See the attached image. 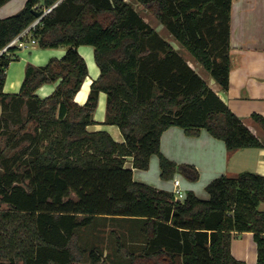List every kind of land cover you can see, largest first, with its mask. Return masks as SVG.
Here are the masks:
<instances>
[{"label":"trees","instance_id":"trees-1","mask_svg":"<svg viewBox=\"0 0 264 264\" xmlns=\"http://www.w3.org/2000/svg\"><path fill=\"white\" fill-rule=\"evenodd\" d=\"M10 1L0 0V8ZM232 5L233 0H28L18 13L0 19V52L37 20L35 12L43 17L33 33L39 47L66 50L47 66L27 65L18 94L3 92L18 47L0 55V264H109L100 247L80 245V232L99 218L141 224L144 247H133L135 252L117 240L116 253L130 264H246L231 253L233 238L243 233L253 234L257 264H264V176H221L207 185L209 200L187 191L176 201L171 192L135 182L125 167L131 157L135 169L146 171L157 156L163 180L179 171L197 181L195 167L161 151V137L171 127L190 138L205 129L231 153L264 148V140L181 54L227 92ZM82 46L94 48L101 73L83 106L74 101L89 74ZM59 79L51 96L35 95ZM102 92L108 97L106 124L120 129L122 144L87 130ZM251 119L264 132V117ZM5 136V146L20 148L18 154L4 150Z\"/></svg>","mask_w":264,"mask_h":264},{"label":"crops","instance_id":"crops-1","mask_svg":"<svg viewBox=\"0 0 264 264\" xmlns=\"http://www.w3.org/2000/svg\"><path fill=\"white\" fill-rule=\"evenodd\" d=\"M28 0H11L0 8V19L7 18L22 10ZM23 46L16 44L17 59L12 61L6 70V81L3 88L5 94L20 93L26 75L27 65L44 67L51 60H62L66 50L42 49L30 33L22 36ZM231 61L232 68L229 75V89L223 92L217 89L215 84L211 86L225 101L230 110L241 118L247 126L262 140L264 132L262 128L251 119L253 114L264 117V0H233L231 19ZM80 55L88 65V76L81 90L75 96V103L85 105L91 85L100 77V69L95 62L94 48L82 46ZM62 79L55 83L45 84L40 87L35 95L41 99L51 96ZM107 94L100 93L97 109L93 114L94 124L87 130L91 133L104 132L118 144L125 139L120 129L115 125L106 124L107 120ZM161 151L171 161L177 164H187L197 169L199 178L195 182L181 179L178 174L166 183L162 180L149 181L152 168L157 170L161 177V168L157 156H152L149 169L146 171L135 169L133 159L127 158L126 169L133 171L134 181L171 192L174 190V180L181 181V187L186 193L193 191L201 200H209L210 195L203 191L208 184L221 176L235 177L243 172H251L264 176V148L243 149L229 152L225 143L212 137L205 129L196 138L187 137L184 130L179 127H171L161 137ZM157 157L158 161L153 160ZM162 179V178H161ZM156 186V187H155ZM157 187L163 188L159 189ZM201 188L203 196L196 193ZM207 192V191H206ZM137 247L145 246L141 224L133 230ZM130 236V231L128 232ZM232 256L246 264H257V245L252 233H243L233 238L231 243Z\"/></svg>","mask_w":264,"mask_h":264},{"label":"rangeland","instance_id":"rangeland-1","mask_svg":"<svg viewBox=\"0 0 264 264\" xmlns=\"http://www.w3.org/2000/svg\"><path fill=\"white\" fill-rule=\"evenodd\" d=\"M125 1L130 2L131 0H125ZM134 8L137 11H139L141 13V15L146 20L151 22L152 26L154 28H156L157 31H159L164 37L168 36L165 33L161 32L162 26L158 25L155 18L153 16H151L150 14H148L146 12V10L143 9L142 6L134 4ZM172 43H173V46L175 48L179 47L173 41H172ZM182 52L183 53H181V54L185 56L187 61L192 64V66L198 71V73L210 85L214 84V80L210 77V75L205 73L203 71V69L195 63L194 60L193 61H192V59L190 60V56L188 54H186L184 51H182ZM15 132L16 131H13V133H15ZM8 140L9 139H7L6 136L1 138V143H2V147L4 148V150L6 152H9L10 155L18 154L20 152L19 151L20 148H8L5 146V144H7ZM153 160H156V162L158 161L157 157H154ZM143 171H145V170H143ZM150 173L151 174L149 175L150 176L149 181L151 183H153L154 180L157 181L158 179L162 180L163 183H166L165 180L161 179V177L159 176V174L157 173V170H155V168H152ZM176 174H178L181 177V179H183L184 182H186L188 180L187 177L183 173L177 171ZM170 181L171 180H169L167 182H170ZM157 188L163 189L160 187H157ZM203 192L206 194L204 196L208 197V193L205 191V189ZM203 192H202L201 188H198V190L196 191V193H198L201 196H203ZM138 226H139L138 223L125 222V221L120 220V219L112 220V219L99 218V219H97V221H95V223L93 225L87 227L86 229H84L80 232V234H81L80 245L84 249H90L94 246L100 247V249L103 252L104 258L107 260V262L109 264H130L131 261L123 259L118 253H116L117 240L118 239L123 240V242L127 245V247L133 249V247H136V245H134L136 243L135 242L136 239H135V237L130 239L131 237L128 236V234H129L128 232L129 231L131 232V230H136ZM114 232L116 234H114ZM133 251L136 252L135 249H133Z\"/></svg>","mask_w":264,"mask_h":264},{"label":"built area","instance_id":"built-area-1","mask_svg":"<svg viewBox=\"0 0 264 264\" xmlns=\"http://www.w3.org/2000/svg\"><path fill=\"white\" fill-rule=\"evenodd\" d=\"M42 18H43L42 16L40 18H37V20L26 31H24L21 35H19L16 39H14L2 52H0V55L6 52L9 49V47L14 46L16 44L23 46V43L20 42L22 36H24L27 32L30 33L31 36H33L34 31L41 24ZM172 193L176 201H183L185 199L186 193L182 189L181 181L179 179L174 180V190Z\"/></svg>","mask_w":264,"mask_h":264},{"label":"water","instance_id":"water-1","mask_svg":"<svg viewBox=\"0 0 264 264\" xmlns=\"http://www.w3.org/2000/svg\"><path fill=\"white\" fill-rule=\"evenodd\" d=\"M35 15H36L37 18H40L42 16V13L35 12Z\"/></svg>","mask_w":264,"mask_h":264}]
</instances>
